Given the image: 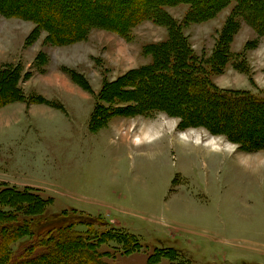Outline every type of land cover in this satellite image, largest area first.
<instances>
[{
	"label": "rangeland",
	"instance_id": "374dc122",
	"mask_svg": "<svg viewBox=\"0 0 264 264\" xmlns=\"http://www.w3.org/2000/svg\"><path fill=\"white\" fill-rule=\"evenodd\" d=\"M193 3L216 11L190 22ZM243 9L235 0H0V70L18 68L26 97L0 108V191L13 192L0 197V216L81 214L92 224L73 228L80 233L134 235L130 254L115 242L99 247L112 264H264V114L252 126L239 121L236 135L203 120L180 126L163 112L139 116L141 94L124 79L153 66L175 25L202 67L223 56L224 71L210 76L217 88L264 98V34ZM244 50L245 61L235 56ZM119 80V101L111 92L102 99ZM42 95L61 111L43 107ZM96 102L114 112L91 126ZM19 191L43 202L30 207ZM23 233L14 255L32 243ZM37 251L25 252L27 264H41Z\"/></svg>",
	"mask_w": 264,
	"mask_h": 264
},
{
	"label": "trees",
	"instance_id": "16d2710c",
	"mask_svg": "<svg viewBox=\"0 0 264 264\" xmlns=\"http://www.w3.org/2000/svg\"><path fill=\"white\" fill-rule=\"evenodd\" d=\"M235 1L241 4L245 11H251L248 14V19L257 23L258 30L261 33L260 35H263L264 0ZM192 6L194 8L192 10L193 16H190V22L193 23L195 20L199 22L205 21L216 11L213 9V12L205 13L204 11H200L196 3H193ZM150 8L148 9L150 12L144 10L141 17H138L137 14L133 16V13L136 11L135 9L134 11H129L127 17L133 16L136 18L130 19L124 32L129 31L131 26L144 20L143 17L151 16L154 7ZM244 9L243 12H245ZM246 19L245 21L247 23ZM172 26L174 31L171 33L169 41L156 47L157 59L154 61L153 66L135 71L134 74L133 72L132 74L129 73V76L124 77L125 80L128 78L130 82H133L132 84L135 86L133 89L138 92L136 94H141L140 101L143 100V102H141V104L140 102L138 103V110L136 108V112L140 114L139 116L146 117L150 116V113L163 112L170 117L173 115V117H179L182 122L180 126L185 127H194L192 124L199 123L203 120V122L206 123L212 122L214 124L213 130L223 129L221 132H230L231 135H236L238 134L237 132L241 130L238 124L239 121L242 122V120H246L248 122L246 125H255L254 120H259V117L264 114V98L250 95L248 91L221 90L217 88L215 84H213L210 76L216 74V66L219 74L224 71L223 65L225 61L223 60V56L218 58L217 55H215L210 59L212 64L210 69H206L204 66L202 67L200 63L194 60L189 50L190 47H188V45L186 46V40L180 33L181 27ZM60 37L63 38L61 34ZM73 38L74 36L70 38L72 39L71 42L82 41L76 39V37ZM228 44L229 48L225 46L224 49H229L230 51L231 43L229 42ZM222 45L221 42L218 45L221 51L223 49ZM151 47L149 49H151ZM229 51H227V54L223 53L227 58L229 57ZM245 51L246 50L234 54L236 57L239 56L241 60L245 61ZM235 66L238 69L241 68L237 63ZM247 66L249 68V64ZM239 71L244 72L242 69H239ZM118 84H121L120 80L109 87L104 86L100 92V97L103 99L106 94L108 95L111 92L112 99L118 102L119 99H117L118 97L116 96ZM159 87L160 89L167 90L163 93L165 96L161 93H159L161 96L155 95ZM129 95L134 94L130 93ZM24 97L22 88L20 87L18 68L7 66L1 69L0 108L14 102L22 101ZM35 100L37 102L43 101L41 97H36ZM155 101L160 102V104H157ZM112 107L113 106L110 104L104 106L96 102L94 112L91 116V126L92 123L95 121V123H97V121L100 122L104 117L107 120L111 119L113 114L110 113L114 111L113 109L112 111L109 109ZM195 115H197V117ZM213 121H222L223 125L215 126ZM247 128H249V126L244 127V132L247 131ZM100 129L101 127H98L93 131H98ZM256 129L252 130L256 131ZM213 130L211 129V131ZM252 130L248 133L251 134ZM262 131L264 130L262 129ZM229 135L230 134H228L227 137H229ZM246 139H248L247 136L244 137L245 141ZM10 192L12 191L9 188H4L0 191V197L3 196L2 198H4V194L6 193L7 195ZM16 194L21 196L24 195L25 197L28 196L33 199L34 202L31 201L30 207H37L39 205L38 202H43L41 196L35 193L19 191L16 192ZM40 205H42V203ZM19 208L20 206L17 205L12 206L13 210H18ZM27 216L18 219L19 221L14 219V213L11 211L8 212L7 215L0 216V264H27V260L24 259L26 258L24 257L26 254L25 252L33 249L36 251L38 250V254H36L37 258L34 261L41 262V264H112L105 261V258H108L110 253H101L100 246L115 242L123 247L124 255L130 254L132 251H138L139 249V242H137V238L132 234L117 232L118 234L111 236L110 233H105L100 236L90 230H88L87 234L74 230L73 228L78 224L82 223L87 226L92 224V221L81 214L65 215L63 213L56 217L49 218L46 216L45 212L41 210L39 213H30V215ZM104 225H106V222ZM26 229L30 232L28 233V237L30 236L29 241L32 243L23 250L22 254L14 255L10 250V244L18 238L27 235V233H23ZM90 234H92L91 237H89ZM68 247H70V249H68ZM65 248H67V250Z\"/></svg>",
	"mask_w": 264,
	"mask_h": 264
},
{
	"label": "crops",
	"instance_id": "0c3cea01",
	"mask_svg": "<svg viewBox=\"0 0 264 264\" xmlns=\"http://www.w3.org/2000/svg\"><path fill=\"white\" fill-rule=\"evenodd\" d=\"M239 53V52H238ZM42 97L45 99V101H46V103L44 104V105H42L43 107H46V108H49V109H56V110H59V111H61L58 107H57V105H59L58 104V102H55L56 100L55 99H49L47 96H43L42 95ZM21 104H23V103H21ZM64 105V104H63ZM65 106V105H64ZM63 112V111H62ZM64 113V112H63ZM66 115H68V113H65Z\"/></svg>",
	"mask_w": 264,
	"mask_h": 264
}]
</instances>
